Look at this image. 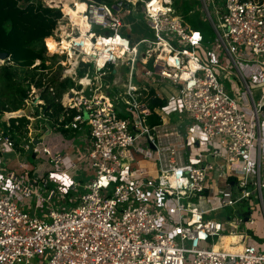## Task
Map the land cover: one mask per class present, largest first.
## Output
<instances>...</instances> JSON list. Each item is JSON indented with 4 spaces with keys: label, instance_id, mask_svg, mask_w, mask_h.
I'll return each mask as SVG.
<instances>
[{
    "label": "built area",
    "instance_id": "built-area-1",
    "mask_svg": "<svg viewBox=\"0 0 264 264\" xmlns=\"http://www.w3.org/2000/svg\"><path fill=\"white\" fill-rule=\"evenodd\" d=\"M65 1L42 2L61 12L56 80L73 84L59 123L43 79L4 121H29L26 144L0 130V264H264L249 212L212 217L254 199L264 216V0H195L212 40L173 0H74L77 20ZM137 17L148 38H134ZM53 130L74 136L55 157L39 149ZM29 155L52 170L38 177Z\"/></svg>",
    "mask_w": 264,
    "mask_h": 264
},
{
    "label": "trees",
    "instance_id": "trees-1",
    "mask_svg": "<svg viewBox=\"0 0 264 264\" xmlns=\"http://www.w3.org/2000/svg\"><path fill=\"white\" fill-rule=\"evenodd\" d=\"M107 1V0H98ZM262 1V0H257ZM173 5L178 14L191 26L192 29L200 31L207 39L205 32V22L197 17V12L189 16L188 12L194 9L198 2L188 0H173ZM61 17L59 10L45 6L40 0H0V53L6 54L8 62L1 69L6 81L12 80L11 70H18L20 80L26 82V87L14 88V95L9 98L11 104L8 110L1 112H17L23 109L24 100L30 91V86L41 88L45 79L44 73L48 70L46 62V46L44 40L52 37L56 28V21ZM36 61H40L36 64ZM34 72L35 74H29ZM38 76V78H37ZM1 81V80H0ZM47 84L54 90V95L47 90L40 93V99L44 102L43 112L49 118V121L59 123V116L62 112L61 105L56 101L62 94L73 86L71 81H50ZM3 106V104H0ZM75 112L70 111L73 116ZM18 124L15 126V124ZM29 121L25 117L9 119L10 126L7 127L5 122H0V130L5 134H10L19 143L26 132V126ZM63 135L67 131L62 130ZM18 135V136H17ZM20 136V137H19Z\"/></svg>",
    "mask_w": 264,
    "mask_h": 264
},
{
    "label": "rangeland",
    "instance_id": "rangeland-1",
    "mask_svg": "<svg viewBox=\"0 0 264 264\" xmlns=\"http://www.w3.org/2000/svg\"><path fill=\"white\" fill-rule=\"evenodd\" d=\"M49 1L51 0H42V2H49ZM75 1L77 3L78 0H75ZM188 1L191 2L193 0H188ZM136 10L139 11V6H137ZM210 11H212L211 6H210ZM201 14H204V13L198 12L196 15L197 17H199ZM137 18H138V21L136 22L135 20L134 21L135 24L132 27L133 29L132 34L134 38L136 37V34L139 35V37L136 38V40H139L140 38H143V39L148 38L149 34L147 33V30L145 28L144 21H142L139 17ZM132 20H133L132 18H128L127 20L125 19L124 22L126 21V23H130ZM204 26L206 29L205 30L206 35L208 36L207 38H210V40H212L215 36L213 30L211 29L208 23L205 24ZM50 40L52 39L48 38L44 42L45 46L47 45L45 65L48 67V71H47L48 76H45V80L49 79L50 81L52 80L56 81L57 75L60 71L61 62L63 61V56L59 54L58 50L54 52L50 50V47L48 45V41ZM3 66H6L5 63L0 62V80H1L0 81V104H3V106L0 105V122H4L10 113L20 114L19 111H24V110H19L17 112H1V110H8L10 108L11 104L8 102H9V98L14 95V91H15L14 88L16 86L21 87V88L26 87V82H23L22 80H20L21 75H18V70L15 71L16 70L15 68L11 70V73L15 74V75H12V80L9 82L6 81L7 79L4 78L3 72L1 71V69L4 68ZM29 74H35V73L30 72ZM235 78L236 79H232V82L233 83L238 82V86L241 88L242 84L238 81L237 77ZM251 87H252V90H255L253 86ZM256 91L257 90L254 91L255 98L258 97V93ZM40 92L41 90L37 91L36 97L37 96L39 97ZM26 108H27V105H26ZM33 108H34V105H33ZM39 123L43 126L45 122L40 120ZM24 137L25 136H23L22 138L20 137L19 145L26 144V141L23 140ZM42 141H43L42 144L39 145V149L41 150L42 147H46L51 152V155L53 157L57 156L70 143L69 139L65 138L61 134L60 130H53L49 135H46ZM49 159L50 157L45 156V155H40V156H37L36 158H33L31 155L28 156L29 163L36 168V175L38 177H42L52 170V167L49 164ZM58 197L61 202H59ZM68 197L73 198V194H70ZM66 199L67 198H62V196L60 195H56L54 199L52 200V202L62 205L61 207H65L66 210H69L70 204L67 203ZM248 207H249V211H248ZM247 212H249V215L252 220V225L248 226V230L250 231V234H252L253 236H256L257 233L258 235H261V233L264 231V216H263L261 207L259 206V201L257 199L252 200L251 205H249V201L247 200L246 202L237 204L232 208L223 209L221 212L213 214L212 217L226 215V217L230 218V220H233V219L244 220ZM238 231L239 232L245 231L244 227L243 226L239 227ZM247 233L249 232L247 231ZM226 236L229 237V234H226ZM232 241L233 240L231 239L229 240L224 239L222 242L219 243V245H221L222 247L226 249L228 248L229 250H234V251L238 250L240 246L238 244L233 245ZM230 246H232L233 248Z\"/></svg>",
    "mask_w": 264,
    "mask_h": 264
},
{
    "label": "bare ground",
    "instance_id": "bare-ground-1",
    "mask_svg": "<svg viewBox=\"0 0 264 264\" xmlns=\"http://www.w3.org/2000/svg\"><path fill=\"white\" fill-rule=\"evenodd\" d=\"M73 1L74 0H66L65 2H63V5H64L63 6L64 7L63 12L65 13V15L70 16L73 20H75V19L77 20L78 19L77 14H80L79 12L83 10L84 6L78 3L77 4L78 11L74 12V9H71V7L68 5V2H73ZM48 45H49L51 51H53V52L57 51V45H56L55 41H53V40L48 41Z\"/></svg>",
    "mask_w": 264,
    "mask_h": 264
},
{
    "label": "crops",
    "instance_id": "crops-1",
    "mask_svg": "<svg viewBox=\"0 0 264 264\" xmlns=\"http://www.w3.org/2000/svg\"><path fill=\"white\" fill-rule=\"evenodd\" d=\"M65 138H67V139H69V142L71 143V141H72V139L74 138V136L72 135H70V134H67V135H63ZM42 137H40V139H41ZM68 146V145H67ZM65 149V148H64ZM63 149V150H64ZM262 234V233H261ZM257 237H261L262 235H258V233H257V235H256Z\"/></svg>",
    "mask_w": 264,
    "mask_h": 264
},
{
    "label": "water",
    "instance_id": "water-1",
    "mask_svg": "<svg viewBox=\"0 0 264 264\" xmlns=\"http://www.w3.org/2000/svg\"><path fill=\"white\" fill-rule=\"evenodd\" d=\"M6 58H7L6 54L0 53V60H5ZM29 153L31 152L29 151Z\"/></svg>",
    "mask_w": 264,
    "mask_h": 264
}]
</instances>
